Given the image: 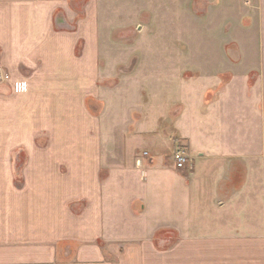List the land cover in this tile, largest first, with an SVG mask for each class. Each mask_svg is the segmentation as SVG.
Returning a JSON list of instances; mask_svg holds the SVG:
<instances>
[{"label":"crops","instance_id":"1","mask_svg":"<svg viewBox=\"0 0 264 264\" xmlns=\"http://www.w3.org/2000/svg\"><path fill=\"white\" fill-rule=\"evenodd\" d=\"M234 1L257 9V61L246 68L254 84L214 82L204 102L201 82L193 112L192 99L161 98L172 102L166 115L185 107L177 129L196 157L186 178L128 160L129 112L144 111L139 126L153 129L152 98L151 109L134 95L152 93L138 81L150 72L116 66L156 52L105 48L123 41L112 37L118 30L180 20L186 0H0V264H264V0ZM100 57L112 59L104 72ZM101 73L118 83L106 88ZM109 118L120 122L106 126ZM117 136L127 144L119 166L106 156ZM20 149L27 161L16 185L6 155Z\"/></svg>","mask_w":264,"mask_h":264},{"label":"rangeland","instance_id":"2","mask_svg":"<svg viewBox=\"0 0 264 264\" xmlns=\"http://www.w3.org/2000/svg\"><path fill=\"white\" fill-rule=\"evenodd\" d=\"M146 18L145 11H142L139 23L145 22ZM129 30L131 32L133 30L136 35L129 33ZM257 35V9L255 5L244 4L241 1L234 0L222 3L186 0L184 13L180 20L172 21L170 19L162 22L159 20L157 24L152 26L150 24L145 26L138 24L136 27H127L123 31L118 30L116 34L112 35V37L123 39V41L106 43L105 48L111 49L112 47L114 49L112 44H116L119 49L131 46L142 51L146 50L145 53H149V50L156 52L152 53L150 51L151 54H147V57L130 58L126 63H119L116 66V71L120 69L129 71L133 67H141L143 64L145 70L147 69V72H150V75H146V77H142L138 81H149L144 86L151 88L149 90L152 93L146 98L140 97V93L134 95L135 99L137 98L138 106L142 104V101L149 102L151 109L152 104H150L149 99L152 98L154 108L153 129L148 130L139 126L147 119L145 117L144 120V111V114L135 109L129 112V120L124 123L123 131L124 135L128 136L132 141L134 140V143L130 144L132 151L129 154V162L134 163L136 160L141 159L143 163L172 166L182 177H190L196 157L190 151L185 139L181 137L182 134L177 129V120L184 112L185 107L181 102H176L168 111V115H166L165 111L169 109L172 102L163 103L162 99L171 100L173 98L176 100V97H184L186 100L192 99L193 112L194 104L198 105L200 100L197 88L198 86L200 87L201 82H204L203 86L207 89L203 96L204 102L208 100L205 96L208 94L209 88H218V85L215 87L214 82L224 85L232 82L235 87L239 88L243 87V82L252 86L254 81H256L257 75L246 74V68L249 66L252 68L256 64L257 58L252 57V55L258 48ZM79 49L80 45H78V51ZM172 50H178L181 55L172 58H170V55L163 57L160 55L163 51L166 53V51ZM111 60L108 57H100L98 59L101 72H104ZM182 71L185 72V79L184 84L180 85L174 79ZM3 72L6 73L4 70ZM101 74L100 81L104 82L106 88L116 85L119 81L118 77L115 79L106 78L107 76L101 78L104 73ZM231 76L233 79L230 82ZM172 80L175 81L176 87H165ZM4 82L5 79L0 77V84ZM161 88H165L164 91ZM142 90L141 92L145 93L147 91L148 93L147 89ZM134 95L132 94L131 98ZM194 100L197 101L195 102ZM160 102L163 103L161 108ZM131 103L133 104L132 99ZM88 107L90 113L95 116L99 115L102 108L99 101L92 99ZM109 109L111 110L108 116L113 113L115 107H110ZM109 119L105 121L106 126L112 127L116 122H120L113 121L112 118ZM147 125L151 126L152 122ZM36 141L39 146L47 144L46 138H37ZM125 147H127V144L124 145V139H121L120 136L114 138V141L109 143L106 148L108 150L106 156L109 158L107 160L111 164L122 165L125 160L121 153V148L124 150ZM179 148L184 149L190 157L191 169L188 171L177 170L174 166L173 156ZM6 156L12 167L15 184L20 185L21 172L27 161V155L20 149L16 153ZM102 176H108V171H105Z\"/></svg>","mask_w":264,"mask_h":264},{"label":"built area","instance_id":"3","mask_svg":"<svg viewBox=\"0 0 264 264\" xmlns=\"http://www.w3.org/2000/svg\"><path fill=\"white\" fill-rule=\"evenodd\" d=\"M0 77L3 79H8L7 73L3 72V69L0 67ZM173 163L177 170L188 171L190 167V157L184 149H177L173 156Z\"/></svg>","mask_w":264,"mask_h":264}]
</instances>
